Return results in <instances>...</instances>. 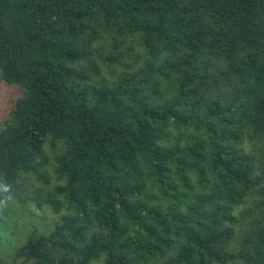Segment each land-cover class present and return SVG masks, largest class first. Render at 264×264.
I'll list each match as a JSON object with an SVG mask.
<instances>
[{
  "label": "trees",
  "instance_id": "obj_1",
  "mask_svg": "<svg viewBox=\"0 0 264 264\" xmlns=\"http://www.w3.org/2000/svg\"><path fill=\"white\" fill-rule=\"evenodd\" d=\"M1 81L24 96L0 130V204L24 174L51 185V140L66 202L47 203L72 213L15 258L264 264V0H0Z\"/></svg>",
  "mask_w": 264,
  "mask_h": 264
},
{
  "label": "rangeland",
  "instance_id": "obj_2",
  "mask_svg": "<svg viewBox=\"0 0 264 264\" xmlns=\"http://www.w3.org/2000/svg\"><path fill=\"white\" fill-rule=\"evenodd\" d=\"M136 52H141V50L138 49ZM96 65L101 70L100 74L102 77L112 82H119V79L122 78L121 75L126 72L119 65H114L109 68L99 60H96ZM137 65L136 68L142 67L141 63ZM217 85L219 87L221 84L217 83ZM23 96L22 90L17 85H10L6 81L0 82V130L10 120L17 100ZM223 98L227 99V96L224 95ZM244 148L248 150L249 146L245 145ZM45 150L51 160V165L47 169L51 185H43L35 175L24 174L22 179H20L22 187L18 191V194L9 195L0 204V264H24L25 258L17 259L15 257L20 248L26 244L27 240L34 234L39 236L50 235L58 225L63 223L65 217L72 214L66 209V204L65 208L57 214L53 210L52 205L47 203V201H51L52 199H59L61 202H66L64 198L56 194V188L63 183V181L58 179L59 176L56 173L58 166L57 158L65 151V147L61 142L54 144L53 141L49 140ZM193 179L191 186L200 193L201 189L197 187L199 182L194 177ZM255 200L259 201L260 198L255 197ZM249 201L247 206H243L235 211V214L239 218L245 208L251 209L252 211L254 207L252 201L254 199L250 200L249 198ZM184 207L187 208L186 206ZM182 210L188 212L184 208ZM245 215V218L249 216V214ZM248 227L243 224L242 230L245 231ZM240 232L241 229L238 228L236 237L231 245L232 250L235 252L241 250ZM235 264L244 263L238 261Z\"/></svg>",
  "mask_w": 264,
  "mask_h": 264
},
{
  "label": "clouds",
  "instance_id": "obj_3",
  "mask_svg": "<svg viewBox=\"0 0 264 264\" xmlns=\"http://www.w3.org/2000/svg\"><path fill=\"white\" fill-rule=\"evenodd\" d=\"M5 191H7L8 189H7V187H5V189H4Z\"/></svg>",
  "mask_w": 264,
  "mask_h": 264
}]
</instances>
